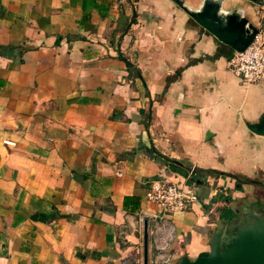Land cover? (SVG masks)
<instances>
[{"label":"crops","instance_id":"crops-1","mask_svg":"<svg viewBox=\"0 0 264 264\" xmlns=\"http://www.w3.org/2000/svg\"><path fill=\"white\" fill-rule=\"evenodd\" d=\"M262 4L220 9L257 27ZM233 51L172 0H0V264H143L145 223L148 264L155 240L176 264L264 211V80ZM192 167L199 201L161 215L148 182Z\"/></svg>","mask_w":264,"mask_h":264},{"label":"water","instance_id":"water-1","mask_svg":"<svg viewBox=\"0 0 264 264\" xmlns=\"http://www.w3.org/2000/svg\"><path fill=\"white\" fill-rule=\"evenodd\" d=\"M181 6L198 24L230 46L242 51L257 29L237 10L224 12L221 0H204L199 10H190L182 0H172ZM251 131L264 135V119L249 125ZM201 181L197 180V183ZM147 224H144L143 264H148ZM176 264H264V211H250L238 223L221 224L211 234L209 248L194 258L183 254Z\"/></svg>","mask_w":264,"mask_h":264},{"label":"built area","instance_id":"built-area-1","mask_svg":"<svg viewBox=\"0 0 264 264\" xmlns=\"http://www.w3.org/2000/svg\"><path fill=\"white\" fill-rule=\"evenodd\" d=\"M256 13L259 24L252 40L242 51H233L227 60V68L244 84L264 80V4L257 6ZM188 173L191 178L188 182H177L167 178L150 180L145 193L146 200L154 204L163 216L187 211L199 201L193 178L196 174L195 168H190ZM142 220L144 217H140L141 222ZM172 230L169 225L168 241L172 239ZM168 244L167 241L162 244L155 240L156 254L153 264L168 263L171 258Z\"/></svg>","mask_w":264,"mask_h":264},{"label":"trees","instance_id":"trees-1","mask_svg":"<svg viewBox=\"0 0 264 264\" xmlns=\"http://www.w3.org/2000/svg\"><path fill=\"white\" fill-rule=\"evenodd\" d=\"M125 59V58H124ZM126 63H127V66H131V64L125 59ZM214 173H216L215 170H212ZM219 174H225V175H229V176H232L233 178L236 179L237 182H240V181H249L247 178H240L238 175H234V174H226V173H222V172H217ZM138 203H139V199L137 197H133V196H126L124 198V207L125 209H129L131 211H133L135 208H137L138 206Z\"/></svg>","mask_w":264,"mask_h":264},{"label":"rangeland","instance_id":"rangeland-1","mask_svg":"<svg viewBox=\"0 0 264 264\" xmlns=\"http://www.w3.org/2000/svg\"><path fill=\"white\" fill-rule=\"evenodd\" d=\"M196 170V169H195ZM238 213V212H237ZM239 214V213H238ZM238 214H236V215H238ZM241 220V219H240ZM239 219H238V221H240ZM238 223V222H237Z\"/></svg>","mask_w":264,"mask_h":264}]
</instances>
